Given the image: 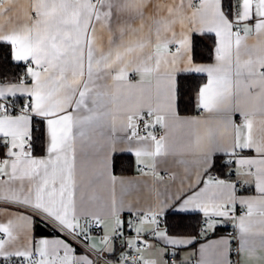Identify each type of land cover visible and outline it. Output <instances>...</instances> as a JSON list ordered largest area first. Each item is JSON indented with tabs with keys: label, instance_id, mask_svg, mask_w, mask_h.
Here are the masks:
<instances>
[{
	"label": "snow or ice",
	"instance_id": "obj_1",
	"mask_svg": "<svg viewBox=\"0 0 264 264\" xmlns=\"http://www.w3.org/2000/svg\"><path fill=\"white\" fill-rule=\"evenodd\" d=\"M12 3L0 0V60L23 71L14 81L0 80V212H11L0 223V264H97L90 253L115 252L123 234L117 183L127 191L114 174L118 130L135 141L127 151L142 174L162 180L158 163L191 153L207 177L190 194L137 213L128 224L137 237L147 231L175 255L194 243L182 231L189 214H203L201 234L231 216L236 234L201 245L197 264H264V0H228L227 7L224 0H180L153 21L146 38L125 43L121 27L120 42L110 37L106 50L97 47L96 25L111 33L114 17L128 14L123 23L130 28L152 0H29L23 20H14ZM205 36L214 64L201 62ZM251 36L257 46L247 45ZM198 76L206 82L186 104L183 82ZM20 100L26 102L17 108ZM189 104L196 116L182 115ZM218 166L227 178L212 175ZM238 186L254 194L237 195ZM101 188L112 192L110 232L104 217L82 207L97 203ZM162 216L175 223L162 228ZM37 219L63 238L17 246L20 232L38 229ZM93 224L104 230L102 248L85 231ZM140 243L125 241L141 260L121 252L120 264H159L144 259ZM79 245L84 254H76Z\"/></svg>",
	"mask_w": 264,
	"mask_h": 264
},
{
	"label": "crops",
	"instance_id": "obj_2",
	"mask_svg": "<svg viewBox=\"0 0 264 264\" xmlns=\"http://www.w3.org/2000/svg\"><path fill=\"white\" fill-rule=\"evenodd\" d=\"M29 0H13L11 5L12 7V15L14 20L19 19L23 20L24 12L28 8ZM180 3V0H152L153 8L148 10L145 13L143 21L139 18L130 22V28L128 25L123 23V20L127 19L128 14H124L120 18L114 17L112 23V31L111 33L101 26L100 24L96 25V36H97V47L101 46L106 50L108 47V41L110 37L116 39V42H120V29L121 27L125 28V35L123 40L125 43L127 42H135L139 39L146 38L149 34V28L152 26L153 21L155 19H160L165 17L167 14L168 7H175ZM185 4H187V0H185ZM188 14H191V10L186 8ZM0 23H3V19L0 18ZM141 24H143V28L140 31L133 33L130 29H141ZM199 25H197L198 27ZM187 30V26L185 29ZM176 31H181L180 27H176ZM170 35V33L168 34ZM155 39L154 35L152 37ZM205 42L211 45L212 41L207 36L202 38ZM249 47L257 46L259 41L256 36H251L246 41ZM148 51V49H146ZM214 59L211 62L206 64H214ZM206 78V76H205ZM138 79V77H136ZM206 82V80H205ZM111 83V81H109ZM197 113L188 114L186 116H196ZM236 123L241 122V118L239 115L235 117ZM117 127L119 129V118L117 119ZM159 127V126H157ZM163 131V130H162ZM164 134V132H163ZM117 142L115 144L116 155H130L133 157L135 161V156L133 153H129L127 149L134 145L135 141L130 144L126 139H123L125 136L130 135V132L117 131ZM175 136L179 137L182 135L181 131H177ZM222 144L227 147L230 144V137H225L222 139ZM178 159H182L184 163H177ZM157 172L160 176L163 177L162 180L155 178L151 173L145 175L142 174L141 171L137 168L135 163L134 172L127 175H119L114 172V174L118 177L119 180L124 181V188H127V191L122 190V186L120 183H117L115 187V199L117 202V208L119 210V218L125 216H130L137 213H142L148 210H154L160 206L161 202L164 200H168L171 202L172 198L180 197L185 194H190L191 191L197 189L198 187H203V183L197 184L198 180L207 179L206 176L203 175L201 168L197 165V156L191 153H185L182 157L173 158L168 157L167 160L163 163L157 164ZM165 174H169V178L165 177ZM173 175L175 178H173ZM252 192H242L237 188V195H253ZM98 195L100 200L95 204H86L83 205L84 211L88 213H96L105 218V223L109 225V232L111 231V225L113 224V220L110 217V204L112 200V192L110 188H101L98 190ZM121 201L123 202L121 204ZM239 206L237 207L238 210ZM191 214H199L203 216L202 213H191ZM236 216L238 212L236 211ZM11 216V212L4 213L0 212V223H6L7 219ZM163 218L165 216H162ZM220 223L214 228L207 230L206 233L201 234L198 231V235L192 236L194 237V243L192 245L184 246L179 250H176L175 261L176 264H191L196 263L200 259V246L203 244H208L212 241L219 240L222 237H229L225 233H223V228L225 226L235 227V220L230 216L228 218H219ZM36 223H40L39 219H37ZM81 224H84V219H81ZM147 228V226H145ZM53 231L52 235L48 236H40L36 233V229L22 231L19 233V241L17 246L28 243L31 239L35 238L39 239H57L63 238L55 229L48 227ZM164 228V227H162ZM102 232L104 230L102 228ZM147 232V231H145ZM143 232V233H145ZM230 238V237H229ZM91 242L95 243L97 248H102L103 245L100 243V239L96 236L91 237ZM143 252L144 259L148 260H158L159 264H165V257L168 254H173L174 249L171 246L165 247L162 241H159L157 238L153 237L148 241V247L141 249ZM77 255H81L77 251ZM258 254H260V250L258 249ZM108 257H111L107 255ZM90 258L93 259L92 255Z\"/></svg>",
	"mask_w": 264,
	"mask_h": 264
},
{
	"label": "trees",
	"instance_id": "obj_3",
	"mask_svg": "<svg viewBox=\"0 0 264 264\" xmlns=\"http://www.w3.org/2000/svg\"><path fill=\"white\" fill-rule=\"evenodd\" d=\"M225 7H227L228 0H224ZM212 41V40H211ZM211 48V45L205 42L202 39V42H200V50L203 52V57L201 59V62L208 63L213 60V58L210 57L208 49ZM23 68L19 67L13 63L5 62L3 60H0V80L5 81H14L16 80L19 75L22 73ZM206 80L205 76H198L194 79L185 80L184 88L186 91L185 96V103L188 104V102L192 99H194L196 90L198 86H200L202 83H204ZM24 100H20L17 102V108L22 106V103H24ZM196 111L194 108L189 104L186 111L182 112V115H188L193 114ZM39 127V125H37ZM39 155V153H37ZM0 157H3V150H0ZM135 169V161L132 156L130 155H116L115 156V168L114 172L119 175H127L134 172ZM219 174L224 175L226 169H221L219 166L214 169ZM165 223L166 225H172L175 223L174 218L171 216H165ZM204 220V217L199 214H189L188 219L184 221L185 227L182 229L183 232L190 236H196L198 235V231L201 228L202 221ZM174 229L169 228V231H173ZM226 227L223 228V231L225 232ZM223 232V233H224ZM81 247H77V251L81 253L80 250Z\"/></svg>",
	"mask_w": 264,
	"mask_h": 264
},
{
	"label": "built area",
	"instance_id": "obj_4",
	"mask_svg": "<svg viewBox=\"0 0 264 264\" xmlns=\"http://www.w3.org/2000/svg\"><path fill=\"white\" fill-rule=\"evenodd\" d=\"M140 134L141 135H145L146 133H144L143 130L141 129ZM155 134L157 135V137L163 135L162 129L157 127L156 130H155ZM0 158H3V157H0ZM226 172H227V169H226L225 173ZM225 173H224V175H221L217 171L213 170L212 175L218 176L221 179H225V178H227ZM165 177L169 178V174H165ZM235 179H236V177L233 176L232 180L235 181ZM238 189L240 191H242V192H246L240 186H238ZM237 212H238V215H240L241 214V209L238 208ZM136 219H137V215L136 214H133V215H130V216H125V217L121 218V221L123 222V234L118 236L114 240L115 252L112 253V254H109V252H102V253L92 252L91 254H92L93 260L97 261V264H106V262H111V264L120 263L119 257L121 255V252L126 253L127 259L130 260V261L139 262L141 260V254L138 253L137 251H135V248L128 249L126 247V245H125V241L128 240V239L133 240L134 243L139 241V242H141L140 243V247H141V249H143L145 247H144L142 242L143 241H147V243H148V241L151 240L153 237L149 236L147 234V232L141 233L140 236L137 237L135 231L132 228H129V226H128L130 220L133 221V223H135ZM161 220L163 222L161 224V227H165V225H166L165 219L163 217H161ZM202 226H203V221H202V224H201V228H202ZM225 227H226V230H225L224 233L227 236L231 237V236L236 234L237 229L235 227H231V226H228V225L225 226ZM201 228H200V231H199L200 233H201ZM85 231L89 232L91 237H94V236L98 237L100 239V241H101L102 237L105 234V233L102 232V227L100 225H96V224H93L91 229H88L87 227H85ZM77 247H83V245H79ZM233 247H235V242L233 244ZM107 255H109L111 257H108ZM231 259L233 261H235V260L238 259V257L235 255V253H233L232 256H231ZM165 262H166V264H176L175 255L168 254L165 257ZM191 264H196V263L193 262Z\"/></svg>",
	"mask_w": 264,
	"mask_h": 264
},
{
	"label": "water",
	"instance_id": "obj_5",
	"mask_svg": "<svg viewBox=\"0 0 264 264\" xmlns=\"http://www.w3.org/2000/svg\"><path fill=\"white\" fill-rule=\"evenodd\" d=\"M39 227L38 229H36V233L40 236H48V235H52L53 231L48 228L45 227L43 224L38 223Z\"/></svg>",
	"mask_w": 264,
	"mask_h": 264
},
{
	"label": "rangeland",
	"instance_id": "obj_6",
	"mask_svg": "<svg viewBox=\"0 0 264 264\" xmlns=\"http://www.w3.org/2000/svg\"><path fill=\"white\" fill-rule=\"evenodd\" d=\"M82 252V254H84V252H85V249H84V247H81V249H80ZM90 255H92L91 253H90ZM117 264H120V263H117Z\"/></svg>",
	"mask_w": 264,
	"mask_h": 264
}]
</instances>
